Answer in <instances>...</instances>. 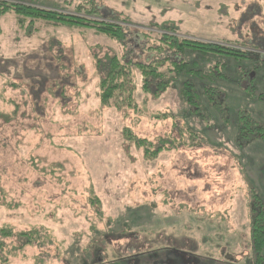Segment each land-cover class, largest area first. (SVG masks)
<instances>
[{
	"label": "rangeland",
	"instance_id": "374dc122",
	"mask_svg": "<svg viewBox=\"0 0 264 264\" xmlns=\"http://www.w3.org/2000/svg\"><path fill=\"white\" fill-rule=\"evenodd\" d=\"M30 2L69 14L82 3L99 7L104 20L124 26L135 61L149 60L131 47L137 33L163 25L212 44L237 41L264 57V0ZM1 25L0 204L6 198L10 209L0 206V227L15 235L36 229L40 240L22 256L15 238L2 240L0 264H77L88 249L105 262L159 247L185 254L167 250L131 264H213L224 254L246 263V201L251 188L264 189V145L239 147L236 137L240 116L264 125L260 76L254 94L235 90L230 76L228 95L204 107V118L188 115L175 87L153 99L137 77V111L123 115L99 106L93 63V54L119 53L116 45L53 27L25 37L11 18ZM162 114L171 119L157 120ZM125 128L162 151L145 159L125 141Z\"/></svg>",
	"mask_w": 264,
	"mask_h": 264
},
{
	"label": "trees",
	"instance_id": "16d2710c",
	"mask_svg": "<svg viewBox=\"0 0 264 264\" xmlns=\"http://www.w3.org/2000/svg\"><path fill=\"white\" fill-rule=\"evenodd\" d=\"M30 0H0V36L2 35V20L11 18L15 31H21L25 37H39L41 29L53 27L64 28L69 31L85 32L94 36H102L110 43L116 45L119 53L97 59L93 54V63L99 77L97 98L99 106L114 109L124 115L128 111H137L134 100L136 91V78H140L141 91L153 99H159L168 89L176 88L180 98L188 106V115L205 117L204 107L216 103V97H225L223 90L228 87L230 76L238 79L237 87H243L247 94L256 92L257 84L254 79L260 76L264 80V57L251 55L243 51L235 41L225 44H212L182 36L173 26L163 25L158 32L140 31L134 41H139L136 46L139 54L149 56L147 62L135 61L130 58L128 50L127 32L124 26L104 20L100 8L95 5L78 4L74 7V14L63 11H52L34 7ZM46 27V28H45ZM98 47L94 46L93 48ZM258 70V71H257ZM257 71V72H256ZM5 73L0 71V78ZM1 80V79H0ZM242 83V84H241ZM202 103L205 105L202 106ZM218 104V103H217ZM203 113V115H202ZM209 117V116H208ZM214 117V116H212ZM7 119V118H6ZM159 121L171 119L167 114H162ZM236 145H248L258 141L264 145V125H258L250 118L240 116ZM188 128V127H186ZM190 131V130H189ZM193 139L196 134H189ZM125 141L137 149H142L145 159L155 158L163 147H156L145 139L137 138L129 129L123 130ZM248 219V251L245 264H264V189L251 188L247 197ZM10 202L0 204L9 210ZM6 238H15V253L19 256L34 247L40 240L36 229L13 234L9 226L0 227V248ZM183 252L156 248L153 251H136L133 255L118 260L97 262L99 249H88L82 252L76 260L77 264H131L138 260L151 261L155 256L162 255L163 251ZM165 253V252H163ZM13 254V253H12ZM224 254V252H223ZM190 255V254H186ZM192 255V254H191ZM231 258V260L229 259ZM6 263V260L3 261ZM241 264L233 256L223 255L213 264Z\"/></svg>",
	"mask_w": 264,
	"mask_h": 264
},
{
	"label": "water",
	"instance_id": "95a60500",
	"mask_svg": "<svg viewBox=\"0 0 264 264\" xmlns=\"http://www.w3.org/2000/svg\"><path fill=\"white\" fill-rule=\"evenodd\" d=\"M231 260V258H229Z\"/></svg>",
	"mask_w": 264,
	"mask_h": 264
}]
</instances>
